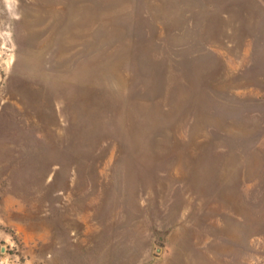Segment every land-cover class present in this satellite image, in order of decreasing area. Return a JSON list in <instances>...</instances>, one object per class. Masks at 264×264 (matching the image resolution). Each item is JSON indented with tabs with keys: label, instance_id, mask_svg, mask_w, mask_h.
<instances>
[{
	"label": "rangeland",
	"instance_id": "rangeland-1",
	"mask_svg": "<svg viewBox=\"0 0 264 264\" xmlns=\"http://www.w3.org/2000/svg\"><path fill=\"white\" fill-rule=\"evenodd\" d=\"M0 264H264V0H0Z\"/></svg>",
	"mask_w": 264,
	"mask_h": 264
}]
</instances>
